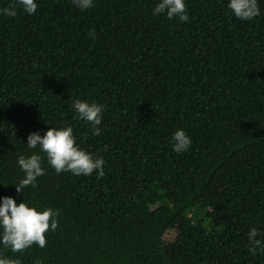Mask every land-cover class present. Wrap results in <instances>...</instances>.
I'll return each instance as SVG.
<instances>
[{"label": "trees", "instance_id": "16d2710c", "mask_svg": "<svg viewBox=\"0 0 264 264\" xmlns=\"http://www.w3.org/2000/svg\"><path fill=\"white\" fill-rule=\"evenodd\" d=\"M156 2L37 0L29 15L0 0L17 8L0 13V194L57 211L44 247L0 254L22 264H264L247 237L256 227L264 241V0L250 20L227 0H185L186 22L153 15ZM74 99L103 105L99 135ZM67 125L103 157L104 175L57 173L45 157L44 174L17 193V157L38 151L27 134ZM176 128L192 141L182 153Z\"/></svg>", "mask_w": 264, "mask_h": 264}, {"label": "clouds", "instance_id": "9594fccd", "mask_svg": "<svg viewBox=\"0 0 264 264\" xmlns=\"http://www.w3.org/2000/svg\"><path fill=\"white\" fill-rule=\"evenodd\" d=\"M19 8L31 15L37 10V0H17ZM80 9L93 7L94 0H72ZM227 8L241 20H250L260 14L258 0H227ZM0 13L15 16V6H5ZM153 15L164 14L169 19L175 17L179 21L189 20L185 0H157ZM94 37L95 33H91ZM72 108L78 119L89 122L93 135H99L102 122L103 105L95 101L74 99ZM172 149L176 153L188 150L192 141L183 128H176L171 136ZM28 149H38L30 154L21 153L17 157V164L23 172L18 182L11 183L17 193H23L26 186L33 185L37 177L44 174L42 159L46 157L47 163L57 173L71 172L75 175L88 176L95 170L97 176L104 175V160L102 156H93L76 143L71 125L63 127H48L43 133L39 130L30 131L26 136ZM43 154V156L41 155ZM2 184V183H0ZM7 185V184H5ZM57 211L51 207L32 204L25 199L17 202L12 195L0 194V247L10 249L12 252H21L34 243L44 247L46 239L44 233L57 228ZM260 230L251 227L247 233L249 252L256 255L264 252V241L258 239ZM257 246H260L259 248ZM0 264H22L20 258H11L0 254ZM36 264H40L39 261Z\"/></svg>", "mask_w": 264, "mask_h": 264}, {"label": "rangeland", "instance_id": "374dc122", "mask_svg": "<svg viewBox=\"0 0 264 264\" xmlns=\"http://www.w3.org/2000/svg\"><path fill=\"white\" fill-rule=\"evenodd\" d=\"M174 235H175V232L174 230H168L166 233H165V236H164V241L165 242H170L173 240L174 238Z\"/></svg>", "mask_w": 264, "mask_h": 264}]
</instances>
